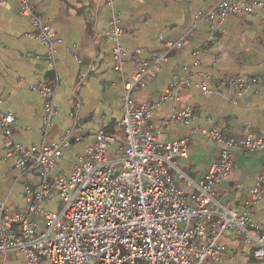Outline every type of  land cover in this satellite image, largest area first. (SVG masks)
<instances>
[{"label": "crops", "instance_id": "1", "mask_svg": "<svg viewBox=\"0 0 264 264\" xmlns=\"http://www.w3.org/2000/svg\"><path fill=\"white\" fill-rule=\"evenodd\" d=\"M31 2L60 41L47 60L44 44L33 34L30 19L20 13L18 1L0 0V112L14 116L12 137L26 147L58 142L77 121L76 140L63 149L58 170L71 171L98 131L122 137L118 123L124 79L115 68L106 33L114 12L124 28L120 43L125 71H134L164 52L165 41L186 37L180 48L168 52L153 80L134 91V98L141 103H159L149 126L160 140L187 139V155L177 158L175 164L191 180L202 179L219 158L221 142L204 131L264 135V8L229 15L212 26L205 13L215 0H114L110 5L100 0ZM254 76L261 80L242 92L225 82L230 77ZM186 79L188 84L172 86ZM53 80L52 100L58 112L44 130L43 98L32 86ZM167 90L170 92L163 98ZM187 107L192 110L187 122L166 123ZM119 146V141L110 144L112 155ZM5 149L0 132V197L13 213L24 209L25 189L36 180L6 158ZM231 161L229 174L214 189L225 193V199L241 213L248 188L259 175L264 176V150L234 149ZM178 185L190 192L185 183L178 181ZM249 216L264 222V187ZM221 241L226 245L223 259H207L204 264H263L253 255L255 245L241 242L233 230H225ZM0 264H24V255L7 250ZM38 264L48 262L41 259Z\"/></svg>", "mask_w": 264, "mask_h": 264}, {"label": "built area", "instance_id": "2", "mask_svg": "<svg viewBox=\"0 0 264 264\" xmlns=\"http://www.w3.org/2000/svg\"><path fill=\"white\" fill-rule=\"evenodd\" d=\"M19 11L30 19L33 34L44 44L51 60L56 39L46 19L31 0H17ZM114 0H100L112 4ZM264 8V0H215L205 18L218 25L232 14L252 13ZM107 36L115 68L123 79L122 137L98 131L73 164L71 171L57 169L63 149L72 144L76 121L58 142L26 147L13 137L15 118L0 112V132L5 137V157L32 176L36 183L25 189V207L10 213L0 197V258L7 250L24 255V264H204L220 262L226 252L221 237L231 229L244 244H254V257L264 264V222L253 221L249 212L261 197L264 176L259 175L247 190L244 211L238 212L225 193L214 187L229 174L231 152L264 150V135H223L204 131L221 142L219 158L199 181L191 180L175 164L185 157L187 139L160 140L149 126L159 103L137 102L134 91L153 80L155 70L170 50L180 48L186 37L165 41V50L134 71H125L120 43L124 28L117 12L109 20ZM207 45V44H205ZM83 77L79 79L81 82ZM260 77H230L227 85L242 92L256 86ZM175 81L174 87L188 84ZM51 83L32 86L43 98V129L50 127L58 112ZM166 91L163 98L169 94ZM192 115L185 108L166 123L187 122ZM120 139V141H119ZM119 141L116 155L108 151ZM171 170L173 173L171 174ZM183 182L186 188L178 185ZM241 190V186L237 187Z\"/></svg>", "mask_w": 264, "mask_h": 264}, {"label": "rangeland", "instance_id": "3", "mask_svg": "<svg viewBox=\"0 0 264 264\" xmlns=\"http://www.w3.org/2000/svg\"><path fill=\"white\" fill-rule=\"evenodd\" d=\"M119 141H120V139H119ZM108 151L110 152L111 150H109V148H108Z\"/></svg>", "mask_w": 264, "mask_h": 264}]
</instances>
